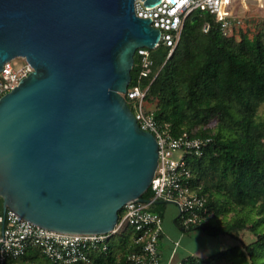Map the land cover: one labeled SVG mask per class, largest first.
I'll list each match as a JSON object with an SVG mask.
<instances>
[{
    "label": "water",
    "instance_id": "water-1",
    "mask_svg": "<svg viewBox=\"0 0 264 264\" xmlns=\"http://www.w3.org/2000/svg\"><path fill=\"white\" fill-rule=\"evenodd\" d=\"M134 1L0 0V70L14 57L32 67L0 97L3 208L63 233H107L121 206L145 200L157 143L122 94L136 48L160 32Z\"/></svg>",
    "mask_w": 264,
    "mask_h": 264
},
{
    "label": "trees",
    "instance_id": "trees-1",
    "mask_svg": "<svg viewBox=\"0 0 264 264\" xmlns=\"http://www.w3.org/2000/svg\"><path fill=\"white\" fill-rule=\"evenodd\" d=\"M241 28L232 26L225 36L213 14L192 11L168 57L169 47L162 42L150 50L153 65L148 76L138 78L134 54L127 88L135 84L147 88L144 101L153 108L146 111L159 123H168L173 134L186 130L191 136L211 138L201 155L187 158L210 213L208 221L194 229L231 236L247 229L255 239L241 244L239 264H264V114L258 111L264 101V29L249 35ZM124 99L133 112V100ZM211 117L218 119L214 130L203 127ZM193 120L200 126L192 127ZM151 195L148 186L141 197ZM163 204L150 205L162 218ZM230 212L232 217L223 220ZM132 237L129 227L111 234L107 249L92 255L87 264H131L126 252ZM229 250L202 258L188 254L182 264L228 261ZM28 257L33 264H52L37 249Z\"/></svg>",
    "mask_w": 264,
    "mask_h": 264
},
{
    "label": "built area",
    "instance_id": "built-area-1",
    "mask_svg": "<svg viewBox=\"0 0 264 264\" xmlns=\"http://www.w3.org/2000/svg\"><path fill=\"white\" fill-rule=\"evenodd\" d=\"M251 3L264 11V0H160L153 6H145L142 0H137L135 14L150 18L151 26L160 32L153 48L141 46L134 52L137 56L138 78L152 72L150 50L159 42L169 47L166 57L171 54L179 40L184 19L192 11L213 14L221 33L226 36L232 26L240 24L244 13L250 10ZM238 9L242 11L241 14L236 13ZM207 28L206 24L203 29ZM12 59L4 62L0 70V97L32 71L28 62L15 66L11 64ZM146 89L135 84L126 88L122 95L133 100L135 110L132 113L138 126L151 132L157 143V164L149 183L151 197L144 198V201L130 200L121 206L112 230L107 233H63L51 230L24 219L1 204L0 264H33L28 257L32 249H37L52 264H87L92 255L107 249L111 234L125 227L133 231V245L126 252V259L131 264H182L186 255L175 257L178 239L172 242L168 258H161L159 240L164 233L163 218L150 205L154 201L173 204L180 230L195 228L208 221L210 213L205 206L207 199L198 192L195 175L187 158L201 155L211 138L191 136L186 130L173 134L168 123H159L152 112L143 109Z\"/></svg>",
    "mask_w": 264,
    "mask_h": 264
},
{
    "label": "rangeland",
    "instance_id": "rangeland-1",
    "mask_svg": "<svg viewBox=\"0 0 264 264\" xmlns=\"http://www.w3.org/2000/svg\"><path fill=\"white\" fill-rule=\"evenodd\" d=\"M137 0L134 1V5ZM242 11L238 9L236 13L241 14ZM243 14V13H242ZM242 17L241 29L248 30L249 35L258 31L259 29H264V11L258 10L253 3H251L250 10L244 13ZM26 60L22 57H14L11 60V64L15 66L22 65ZM132 109L135 110L134 102H132ZM153 108V104L150 102L144 101L143 109L150 110ZM258 111L263 115L264 114V101L259 105ZM216 117H211L207 124H204V128H211L214 130L217 123ZM186 123V122H185ZM187 124V123H186ZM200 125L193 120L192 127H199ZM163 229L167 236L170 246L175 240H179V247L175 253L176 258H181L186 254H192L200 257H204L207 254H213L220 250L228 251V261L226 259H221L216 264H239L243 261V255L240 254L241 244L249 243L255 239V235L247 229H242L238 231L237 236H231L227 234H217V235H208L203 233L198 229H188L180 230L172 222L173 217L176 214V209L171 204H163ZM232 217V213H228L225 217H221L223 220L229 219ZM211 222H215L214 219H211ZM116 237H119L117 235ZM169 238V239H168Z\"/></svg>",
    "mask_w": 264,
    "mask_h": 264
},
{
    "label": "crops",
    "instance_id": "crops-1",
    "mask_svg": "<svg viewBox=\"0 0 264 264\" xmlns=\"http://www.w3.org/2000/svg\"><path fill=\"white\" fill-rule=\"evenodd\" d=\"M164 204H170V203H164ZM172 206H174L173 204H171ZM175 208V206H174ZM176 209V208H175ZM163 219H164V214H163ZM177 219V210H176V214L172 219L173 224L179 229L178 225L176 224L175 220ZM164 230V229H163ZM169 239V238H168ZM172 246V245H171ZM171 246L169 244V241L167 240V236L165 234V231L163 233V236L160 238L159 240V252H160V256L163 260L167 259L171 250ZM188 255V254H186ZM208 255V254H207ZM207 255H205L204 257H206ZM185 256V255H184ZM196 256V255H195ZM200 257V256H197ZM202 258V257H201ZM219 262V261H217ZM216 264V262H215Z\"/></svg>",
    "mask_w": 264,
    "mask_h": 264
}]
</instances>
